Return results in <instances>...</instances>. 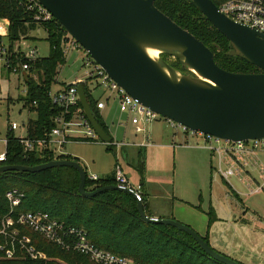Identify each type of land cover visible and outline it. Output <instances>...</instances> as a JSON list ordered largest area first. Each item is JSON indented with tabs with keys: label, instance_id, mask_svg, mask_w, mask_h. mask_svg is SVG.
Returning <instances> with one entry per match:
<instances>
[{
	"label": "water",
	"instance_id": "1",
	"mask_svg": "<svg viewBox=\"0 0 264 264\" xmlns=\"http://www.w3.org/2000/svg\"><path fill=\"white\" fill-rule=\"evenodd\" d=\"M109 76L154 114L192 132L240 142L264 139V34L222 14L212 0H189L230 42L229 56H238L262 72L242 74L220 68L214 53L189 31L161 12L156 0H38ZM160 51L156 58L149 50ZM181 61L191 74L177 73L161 56ZM78 94L85 114L100 139L110 142L95 119L83 86ZM70 167L80 175L79 193L94 198L106 191L128 194L115 185L87 191V175L74 160H54L37 166L4 165L7 172L38 173ZM150 224L170 226L191 236L213 260L242 264L214 250L192 228L173 218L147 215Z\"/></svg>",
	"mask_w": 264,
	"mask_h": 264
},
{
	"label": "trees",
	"instance_id": "2",
	"mask_svg": "<svg viewBox=\"0 0 264 264\" xmlns=\"http://www.w3.org/2000/svg\"><path fill=\"white\" fill-rule=\"evenodd\" d=\"M212 1L216 6L221 3L220 0ZM155 6L209 47L220 68L242 74L262 72L241 57L229 56L230 42L209 21L202 19V14L189 0H156ZM0 19H8L11 22L8 33L11 49L21 40L33 39L29 34L38 28L47 33L46 41L49 42L50 53L47 57L31 63L29 73L25 76L27 93L22 98L24 107L36 115L35 119L28 122V137L43 138L55 126L53 120L60 113L50 98V92L56 82L58 69L66 62L61 49V39L66 35V31L55 19L48 23L35 24L26 10L18 6L17 0H0ZM172 67L182 74H191L179 60ZM84 88L95 119L108 133L104 119L97 110L96 99L86 85ZM6 138L7 159L6 162L0 163V167L37 166L54 160L79 162L69 155L57 158L51 153L26 155L13 132H7ZM139 170L141 174L144 173L142 161L139 163ZM107 185H115L114 178L101 179L99 182L87 180L86 190L95 191ZM79 186L80 175L70 167H59L34 174L4 173L0 175V213L5 214L8 210L6 192L18 189L25 194L20 212H44L67 226L82 228L97 247L131 258L139 264H222L211 259L188 234L170 226L145 222L138 212V202L133 196L118 191H106L94 198H87L80 195ZM141 204L145 207V196ZM147 215L152 217L148 213ZM215 221L216 218L210 215L209 228ZM32 237L37 248L47 254V261L37 262L22 257L15 261L0 260V264H95L87 256L66 252L39 235L34 234ZM202 238L210 245L208 235Z\"/></svg>",
	"mask_w": 264,
	"mask_h": 264
},
{
	"label": "built area",
	"instance_id": "3",
	"mask_svg": "<svg viewBox=\"0 0 264 264\" xmlns=\"http://www.w3.org/2000/svg\"><path fill=\"white\" fill-rule=\"evenodd\" d=\"M218 10L232 21L247 26L264 34V0H220ZM18 6L25 9L35 24L50 22L54 17L40 4L38 0H17ZM8 19H0V82L3 74H28L31 63L39 57L37 49L24 50L15 43L13 49L8 40ZM2 26V27H1ZM61 49L66 57L70 51L83 50L80 44L66 32L61 39ZM85 67L89 68L86 78L76 79L72 84L66 85L56 92L51 90L50 98L60 113L54 118V127L43 138L32 139L28 135L16 136L22 145L24 153H51L56 158L63 155L62 150L67 144L73 142L99 144L107 147L121 149L131 145L129 140L115 142L109 135L110 142L100 139L82 107L78 87L86 85L91 95V85L96 83L95 89H102V97L98 98L97 110L101 114L112 103H117L122 114L130 116V122L134 126L136 134L145 132V126L159 121L162 117L154 114L149 108L143 106L122 87H120L109 74L98 65L86 52ZM37 79V78H35ZM25 86V78H24ZM85 90V88H84ZM27 87L25 86V95ZM86 94V93H85ZM168 120V119H167ZM171 127H181L177 123L168 120ZM19 126L12 123L8 132H15ZM183 131L199 136L204 140V147L208 149L218 161L217 172L227 182L232 177H237L248 189L249 195H259L264 192V178L258 183L252 181L247 172V167L258 163V152L264 151V139L250 141H224L201 133L192 132L184 127ZM27 133V131H26ZM6 146L8 139L4 140ZM6 152L0 154V163L6 162ZM87 180L99 182L101 178L95 174L86 172ZM115 186L134 197L136 202L143 203L144 194L142 186L133 185L125 175L119 163L114 170ZM25 194L18 189L6 192L5 199L8 210L0 213V260L15 261L18 258H29L33 261H47L48 256L40 251L34 244L32 235H39L47 241L55 244L66 252H74L87 256L95 264H139L131 258L122 257L110 251L97 247L89 239L87 232L82 228L67 226L64 222L53 219L44 212L24 213L19 208Z\"/></svg>",
	"mask_w": 264,
	"mask_h": 264
},
{
	"label": "rangeland",
	"instance_id": "4",
	"mask_svg": "<svg viewBox=\"0 0 264 264\" xmlns=\"http://www.w3.org/2000/svg\"><path fill=\"white\" fill-rule=\"evenodd\" d=\"M29 36L33 39H24L25 42L22 41L18 46H21L24 50L37 49V56L39 58L47 57L50 53V45L49 42L46 41V31L42 28H38L35 31L30 32ZM161 57L171 67L177 62V59L167 55ZM85 60L86 51H84V49L70 51L66 56V62L58 69L59 73L56 77V82L52 87V91L56 92L66 85L72 84L76 79L86 78V72L89 71V68L85 67ZM174 70L177 73H180L177 69ZM185 73L188 74V72ZM25 76L26 74H3V79L0 82V139L4 140L6 138L8 127L12 123H16L19 126L14 134L17 137H25L27 135L26 131L29 120L35 119L36 117L34 113L29 112V110L24 107V102L22 101V98L25 96ZM93 84L94 85H91V90L93 97L97 100L102 97V89L94 90L96 83ZM117 108L118 104L116 102L112 103L110 108H107L106 111H104L103 119L114 141L123 142L125 141V132H128L130 129L127 131L119 125L120 119L125 116L121 114ZM168 122L167 119L162 118L161 121L156 122V124L161 127L160 131H164L170 136H174L173 134L175 133L178 135L176 139H170L168 142L176 149L169 150L159 146L146 150L143 149L142 157L146 165L147 176L154 175L156 177H165L169 179V181L171 179V184H167L168 182H166L165 184L167 185L165 186H169L170 189H173V187L176 186V193H178L177 189L180 190L182 188L185 190V193H187L185 197L188 205L180 203L176 199L173 201V203L175 202V220L189 226L202 237V235H204L203 231L206 232L205 225H207L209 218L207 211L209 208L208 201L212 176L211 165H213V169L216 168L217 170L218 161L211 157L209 151L197 149L199 146L204 147L203 138L198 137L197 135L192 136L190 132L189 134L184 135V131L181 127H177L178 130L173 129L169 127L170 123L168 124ZM141 138L142 134H140L139 139ZM3 140L0 141V150L6 147ZM154 141L156 144L158 143L156 140H152L151 142ZM180 145H190V147L179 149L177 146ZM107 150V146L102 143L88 145L87 143L73 142L67 144L62 150V153L63 155H71L73 158L79 159L80 164L89 175L95 174L100 177L103 176L100 173L108 171L112 161H115L117 157L130 183L137 185L133 182L141 177L137 165L138 149L130 148L128 156L122 153L121 149L117 151V156L115 153ZM258 155L259 158L261 157V165L263 167L258 174L262 173L264 177V151L258 152ZM176 166H178V168L175 172ZM212 173L219 176L214 172ZM222 182L224 187L220 191V198L226 205V217L236 216L238 219H240V217H245L246 219L259 220L254 227L253 232L255 234V244L260 245L256 250L258 254L257 256L260 261H262L259 256L262 253L264 254V192L259 195L250 196L248 189L243 186L242 182L237 177H232L229 183ZM159 185V183H154L152 188L148 189V194L151 201L158 207H161L164 203H167V201L162 198V189L159 188ZM198 187L203 188L204 202L198 200V196L200 195ZM232 188L239 196H241L244 205L241 204L242 202L237 197H235V199L232 197L234 200L230 198L229 195L230 193L232 194ZM226 193H228V195ZM222 226L225 227L226 231L227 228L229 229L228 224L225 222L224 225L223 223L221 224V227ZM229 231V233H232L234 227ZM259 232L263 235H259ZM210 245L217 252L221 254L226 253V249L222 246L216 247L214 244ZM228 245L230 246L229 243ZM246 249L247 247L244 246L243 250L245 251L242 250V252L246 253Z\"/></svg>",
	"mask_w": 264,
	"mask_h": 264
},
{
	"label": "crops",
	"instance_id": "5",
	"mask_svg": "<svg viewBox=\"0 0 264 264\" xmlns=\"http://www.w3.org/2000/svg\"><path fill=\"white\" fill-rule=\"evenodd\" d=\"M119 110V108H117ZM106 111V110H105ZM104 111L101 113L102 117H103ZM122 114V113H121ZM125 117L121 118L119 121V125L123 128H125L128 132H125V137L124 140H129L131 143V145L129 146H125L123 148H121V152L124 153L126 156L129 155L130 153V148H137L138 149V153H137V160H138V167H139V163L140 161L143 162L144 164V173L141 174L139 171V174L141 177H139L138 180H134V184H139L142 186V190H143V194L146 197V204H145V211L151 215L153 218H159V219H168V218H176V214L174 211V199H176L177 201H179L180 203H185L187 204L186 201V194L185 190H183L182 188L179 190L177 189L176 193V186L173 187V189H170L169 186H165L167 184H171L169 179L165 178V177H156L154 175H148L147 176V171H146V165L143 161V149H149L152 147H162V148H166L169 150L172 149H176L173 147V145H171L169 142L170 139L174 140L178 137V135L175 133L173 134L174 136H170L168 133L166 134L164 131H160L161 127L158 126V124H156V122H160L159 121H155L153 123H150L148 125L145 126V132L141 133L142 134V138H140V134H136L135 130H134V126L131 124L130 122V116L128 114H123ZM169 124V123H168ZM169 127L170 124H169ZM173 129L178 130V128H174L171 127ZM8 132V131H7ZM131 132V133H129ZM108 134L110 135L109 131ZM184 135L189 134L187 132H183ZM111 136V135H110ZM7 137V134H6ZM199 137V136H198ZM6 139V138H5ZM4 139V140H5ZM3 139H0V141H2ZM3 140V142H4ZM152 140H156L158 143L156 144L155 141L151 142ZM204 142V140H203ZM88 145H96V144H88ZM6 146V144H5ZM179 149L180 148H189L190 145H180L177 146ZM110 148L107 151H111L113 153L116 154L117 156V151L119 149H117L115 146L114 147H107ZM197 149L203 150V151H209L208 149H206L205 147L199 146L197 147ZM6 152V147L3 148L2 150H0V154ZM211 157H213L214 159L217 160V158L209 151ZM71 156V155H69ZM72 157V156H71ZM257 158H258V163L255 164L252 162V164L250 166L247 167V172H248V176L252 181L258 182L260 183L263 180V174L259 173L261 171V169L263 168L261 165V157L259 158V155L257 154ZM79 160V159H78ZM80 163V160H79ZM119 163V160L116 157L115 161H112L111 166L109 168L108 171L106 172H101L100 174L103 176H99L102 180H108V179H113L114 178V170H115V166L116 164ZM121 165V164H120ZM88 168V167H86ZM178 166H176L175 172L177 171ZM212 172H214L215 174L219 175L216 176L214 175ZM261 174V175H260ZM212 175V176H211ZM211 187H210V195H209V208L207 211V215L208 217H210V215L214 218H216V221L211 225V227L209 228V218L207 221V225H205L206 228V232L203 231L202 237H205L208 235L209 237V242L210 244H214V246H222L223 248H225L226 253H223L224 255L240 262L243 264H264V254L262 253L259 257L261 258L262 261H260V259L258 258V254H257V248L260 247V245H256L255 244V240H254V227L256 226L257 222L259 220L256 219H246L245 217H240V219H238L236 216L233 217H226L225 214H227L226 212V205L223 203V201L220 198V191L223 189L224 185L222 184L225 181L220 174L217 172L216 168L213 169V165H211ZM166 182H168L167 184H165ZM154 183H159V188H161L162 193L163 194V199L165 201H167V203H164L161 207H158L157 205H155L151 199L149 198V194H148V189L152 188V185ZM229 183V182H227ZM243 184V183H242ZM243 186H245L243 184ZM246 187V186H245ZM198 187V190L200 191V195L198 196V200L200 202H204V195H203V188ZM228 195V193H226ZM230 198L232 199V197L235 199V197H237L244 205V201H242L241 196L238 195V193L236 191L233 190L232 188V194L230 193ZM232 199V200H234ZM188 205V204H187ZM248 210V209H247ZM211 213V214H210ZM192 221V219H191ZM224 222L228 224L229 229L227 228V231L225 229V227H221V224ZM206 224V222H205ZM234 227V231L232 233H229L230 229ZM238 227V228H236ZM242 229V230H241ZM261 235L262 233L259 232ZM263 235V234H262ZM228 243L230 244V246L228 245ZM246 246V253H243V247ZM254 250H253V249ZM264 249V248H263ZM262 249V250H263ZM245 251V250H243Z\"/></svg>",
	"mask_w": 264,
	"mask_h": 264
},
{
	"label": "bare ground",
	"instance_id": "6",
	"mask_svg": "<svg viewBox=\"0 0 264 264\" xmlns=\"http://www.w3.org/2000/svg\"><path fill=\"white\" fill-rule=\"evenodd\" d=\"M148 52L154 58H156L160 54V51L154 49H150Z\"/></svg>",
	"mask_w": 264,
	"mask_h": 264
}]
</instances>
